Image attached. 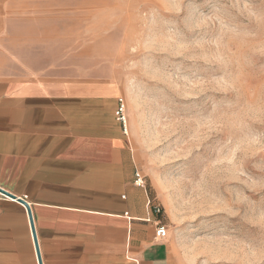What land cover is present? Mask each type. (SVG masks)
<instances>
[{"label": "rangeland", "instance_id": "1", "mask_svg": "<svg viewBox=\"0 0 264 264\" xmlns=\"http://www.w3.org/2000/svg\"><path fill=\"white\" fill-rule=\"evenodd\" d=\"M3 37L21 80L123 98L176 264H264V0H0Z\"/></svg>", "mask_w": 264, "mask_h": 264}, {"label": "crops", "instance_id": "2", "mask_svg": "<svg viewBox=\"0 0 264 264\" xmlns=\"http://www.w3.org/2000/svg\"><path fill=\"white\" fill-rule=\"evenodd\" d=\"M18 61L0 39V188L15 197L0 192V264H38L19 198L42 264H176L155 237L156 198L133 182L116 93L23 81Z\"/></svg>", "mask_w": 264, "mask_h": 264}, {"label": "built area", "instance_id": "3", "mask_svg": "<svg viewBox=\"0 0 264 264\" xmlns=\"http://www.w3.org/2000/svg\"><path fill=\"white\" fill-rule=\"evenodd\" d=\"M116 119L120 122L122 126V130L125 134H127V127H128V116L126 113V106L123 98H118V106L114 112ZM134 184L145 187L144 183V177L141 174L140 170L136 168L134 170ZM148 207L150 209V212L155 215L154 222L156 223V229H155V237L157 238H164L167 234V226L165 222L163 221L162 214L163 209L160 206V204L153 201V199L150 198L148 201Z\"/></svg>", "mask_w": 264, "mask_h": 264}, {"label": "water", "instance_id": "4", "mask_svg": "<svg viewBox=\"0 0 264 264\" xmlns=\"http://www.w3.org/2000/svg\"><path fill=\"white\" fill-rule=\"evenodd\" d=\"M0 192H2L3 194H6L8 196L14 197L12 194L8 193L7 191H5L1 188H0ZM18 200L25 206V208L27 210L28 219H29V223H30V229H31V233H32L33 241H34L36 256H37V261H38V264H42L41 256H40V252H39V247L37 244V238H36V233H35V229H34V224H33L32 216H31L30 207H29L27 201L24 200L23 198H19Z\"/></svg>", "mask_w": 264, "mask_h": 264}, {"label": "bare ground", "instance_id": "5", "mask_svg": "<svg viewBox=\"0 0 264 264\" xmlns=\"http://www.w3.org/2000/svg\"><path fill=\"white\" fill-rule=\"evenodd\" d=\"M127 132H128V127H127Z\"/></svg>", "mask_w": 264, "mask_h": 264}]
</instances>
